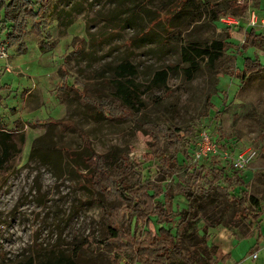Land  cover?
Here are the masks:
<instances>
[{"label":"rangeland","instance_id":"obj_1","mask_svg":"<svg viewBox=\"0 0 264 264\" xmlns=\"http://www.w3.org/2000/svg\"><path fill=\"white\" fill-rule=\"evenodd\" d=\"M46 1L48 6L42 15L50 24V37H40L28 28L23 39L9 43L10 31L6 32L8 28H2L0 23V54H5L0 56V124H4L3 131L13 133L12 139L17 145L18 133L25 135L21 154L0 167V264L27 256L39 264V260L51 254H64L72 264H109L108 255L118 252L101 243L104 210L82 185L79 173L84 172V166L77 160L75 169L73 161L53 149L54 143L62 142L80 156L88 153L85 144L74 131L32 125L47 120L71 119L87 134L88 146L95 152L127 153L140 164L144 178L161 187L162 192L157 196L160 200L165 198L166 185L181 192L183 182L189 178L186 167L214 165L208 159H193L195 143L203 130L217 138L224 136L226 144L223 140L222 143L228 146L231 155L255 149L257 155L241 173L245 181L243 190L260 203V228L264 230V71L253 74L242 85L237 75L244 69L247 57L256 58L264 65V43L261 46L244 43V33L248 30L264 37V0H234L237 5L246 6L244 12L228 8V1L232 0H202L195 10L180 15L173 14L176 4L170 3L171 0H155L151 6L159 14L153 27L165 40L163 44L139 47H127L126 40L136 33L134 28L116 31L110 21L97 24L90 21L114 9L109 0L82 2L76 8L80 12L71 16L62 13L72 5H67L66 0ZM208 2L217 4L225 14L210 21L212 10L207 7ZM227 15L236 22L223 23L220 18ZM67 17L73 20L68 26ZM28 23L30 26L31 19ZM73 37H78L74 49L81 44L80 38H85L86 43L84 53L69 56L65 64L70 74L66 84H72L74 79L85 81L108 62L117 64L129 59L136 64L141 99L147 106L145 116L156 122L166 121L185 132L179 135H185L178 148L179 161L185 160L181 169L173 175L165 174L158 158L146 154L148 136L132 120L97 123L72 93L65 94L62 90L58 97L62 84L59 70L65 55L72 50ZM212 40L230 42L214 62L196 55L189 47V42L204 46ZM186 59L196 66L190 78L182 70L189 62ZM166 66H171L166 84L153 86L150 82L153 72ZM109 76L104 74L103 79ZM98 77L97 85L103 81ZM216 111H220L217 120ZM139 117V114L135 116ZM18 122L23 123V128L11 131ZM38 137L43 138L48 148L30 159L31 145ZM238 192V188L230 191L231 194ZM186 206L184 195L176 194L172 200L174 213ZM203 206L195 227L182 235L181 244L186 251L195 246L201 252L198 246L199 242H205L203 225L206 222L209 240L205 244L217 246L215 264H264V233L256 242L255 226L248 219L236 216L235 205L227 204L223 196L212 192ZM152 221L156 228L164 223L155 216ZM164 225L172 227L175 234L173 223ZM228 240H234L233 257L217 260L219 245ZM125 258L129 264H140L129 253ZM170 264L181 262L175 260Z\"/></svg>","mask_w":264,"mask_h":264},{"label":"trees","instance_id":"obj_2","mask_svg":"<svg viewBox=\"0 0 264 264\" xmlns=\"http://www.w3.org/2000/svg\"><path fill=\"white\" fill-rule=\"evenodd\" d=\"M85 1L87 0L78 2L66 0L67 5H72L69 10L62 11V13L67 16H71L75 12L79 13L80 8H76ZM109 1L114 4V9L109 14L91 18V22L97 21V24L100 21H110L114 24L116 31L128 27L134 28L136 33L126 40L127 47L132 45L139 47L152 43L163 44L165 38L153 27L159 14L154 6H151L155 0ZM201 2L202 0L170 1V3L176 4L175 11H173L175 15L188 14L195 10L197 4L200 6ZM47 6L46 0H0L2 12L0 23L2 28H8L6 32L10 31L7 35L8 42L13 43L23 39L28 33V28H31V31L40 37H50V24L42 15ZM207 7L212 10L210 18L212 22L225 14L224 10L217 8V4L212 5L208 2ZM228 8L240 9L241 12H244L246 6L237 5L236 1L232 0L228 1ZM29 19H31L30 26ZM72 22L73 20L67 17L65 24L68 26ZM87 28L88 26H86ZM77 38L73 37L72 50L65 55L66 60L59 70L62 84L59 86L58 97L62 90L65 94L72 93L73 98L97 123L129 120L135 122L148 136L149 151L146 154L158 158L161 170L165 174L173 175L177 169L182 168V161H185H179L178 157V148L185 140L184 134L182 137L179 135L184 131L169 125L166 121L156 122L145 116L147 106L141 99L136 64L129 59H122L117 64L108 62L85 81L74 79L72 84H66L65 79L70 76L65 66L69 56L84 53L85 38H80L79 43L81 44L77 48H73ZM189 43V47L196 55L207 57L214 62L230 42L212 40L209 45L204 46H198L194 42ZM244 43L245 45L261 46L264 43V37L254 30H250L244 33ZM186 60L189 61V59ZM170 70L171 66L155 70L150 79L151 84L164 86ZM182 70L190 78L196 71V66L194 62L189 61ZM263 71L264 65L258 59L247 57L244 69L237 73L240 84H244L253 74ZM107 73L110 74L109 79H103L104 74ZM227 73L234 74V71H227ZM98 76H101L103 81L97 85L96 81L100 78ZM219 112H215L216 120L219 117ZM137 114L140 115L138 119L135 118ZM32 125L46 129L57 128L74 131L85 144L88 153L80 156L75 155L62 142L54 143L53 149L73 161L75 169L78 167L77 160H80L84 166V172L79 173L82 185L90 190L94 200L99 202L104 210L101 243L103 246H111L118 251L117 254L108 255L109 264H129L125 258L127 253L134 256L140 264H170L175 260L181 264H215L214 255L217 247L214 244H210V246L205 244L206 240H209L206 222L203 225L205 242H199L198 246L202 248L200 253L196 251L195 246L189 247L187 250L191 249L186 251L181 244L182 235L195 227L200 217L199 211L204 207L203 202L209 198L212 192L223 196L227 204L235 205L238 208L236 212L238 218L248 219L255 228L260 226V203L256 197L243 190L245 181L242 178L241 170L232 168L228 161H223L217 156L205 158L209 162H213L214 165L211 167L195 166V164L192 167H186L189 178L183 182L181 192H175L170 185H166L165 198L160 200L157 196L162 192L161 187L153 185L149 179L144 178L140 164H136L135 160L125 152L106 154L95 152L88 146L87 134L77 128L71 119L47 120ZM14 128L11 131H20L23 128V123H16ZM4 129V124H0V167L6 162H13L21 154L20 145L25 141L24 132L18 133L19 145H17L12 139L13 133L3 131ZM222 140L225 143V137L220 135L217 141L221 145L224 144ZM47 148L42 137L36 138L31 145L29 158L33 159L39 152L45 151ZM183 156L188 158L185 153ZM235 188L240 189V192L231 194L230 191ZM178 193L184 195L187 206L174 213L172 200ZM153 216L159 222L173 223L176 228L175 234L172 232V227H166L164 223L157 228L154 227ZM175 216L178 218L176 221ZM123 260H125L124 263H122ZM38 262L39 264H72L64 254H51ZM8 264L37 263L31 256H27Z\"/></svg>","mask_w":264,"mask_h":264},{"label":"built area","instance_id":"obj_3","mask_svg":"<svg viewBox=\"0 0 264 264\" xmlns=\"http://www.w3.org/2000/svg\"><path fill=\"white\" fill-rule=\"evenodd\" d=\"M220 20L228 25L235 23L234 17L227 15L220 18ZM4 57L5 54H0ZM257 155L255 149H248L236 155H231L228 146L221 145L217 141V137L213 136L209 131L203 130L200 132L195 143V150L193 152L194 161H199L210 156H217L223 161H228L230 166L236 170H243L252 162Z\"/></svg>","mask_w":264,"mask_h":264},{"label":"crops","instance_id":"obj_4","mask_svg":"<svg viewBox=\"0 0 264 264\" xmlns=\"http://www.w3.org/2000/svg\"><path fill=\"white\" fill-rule=\"evenodd\" d=\"M249 31V30H248ZM246 31V32H248ZM261 211V210H260ZM261 216H262V212H261ZM261 216H260V220H261ZM261 223V222H260ZM256 231H257V234H256V238H255V241L257 242L262 236L261 234L263 235L264 233V230L260 228V226L258 228H255ZM221 235V234H220ZM233 241L234 240H228L223 246H220L219 245V257H217V260H223V261H226L228 259H230L231 257H233V254L234 253V250L235 248L232 247V244H233ZM215 245V244H214ZM216 246V245H215ZM217 247V246H216ZM225 257V258H224ZM224 258V259H223Z\"/></svg>","mask_w":264,"mask_h":264}]
</instances>
